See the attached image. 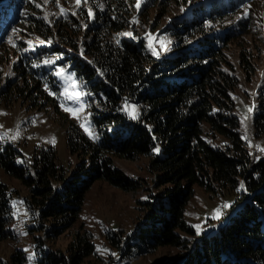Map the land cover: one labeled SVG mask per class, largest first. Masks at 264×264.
Segmentation results:
<instances>
[{
    "label": "trees",
    "instance_id": "trees-1",
    "mask_svg": "<svg viewBox=\"0 0 264 264\" xmlns=\"http://www.w3.org/2000/svg\"><path fill=\"white\" fill-rule=\"evenodd\" d=\"M16 1L15 17L0 5V54L16 58V80L8 93L15 101L31 103L33 109H49L64 126L68 151L83 159L67 177L56 163L53 148L40 149L25 167L20 164V152L0 140V173L32 187L35 197L25 206L31 209L33 204L43 219L71 225L92 184L101 181L121 189L129 185L113 166V158L142 156L158 183L170 187L151 198L142 222L129 236L109 232L110 246L129 258L179 246L188 251L183 264H264V161L254 160L242 138L227 94L232 76L220 68L224 46L237 40L235 28L241 26L243 35L255 32L248 31L250 22L244 20L225 32L210 31L244 5L242 0L189 5L168 27L178 42L176 49L182 47L170 56L152 54L147 32L142 24L136 26L146 12L144 5L136 9V0H81L73 10L63 8V14L50 4L55 8L50 23L32 0ZM171 2L177 9L185 8L189 0ZM12 31L24 38L6 48L2 43ZM249 53L239 55L243 70L253 65ZM45 60L53 63L45 64ZM61 69L80 85L73 91L88 93L81 101L82 123L71 119L61 106L74 108L67 96L60 95L65 85L55 73ZM258 99L264 106V88ZM125 101L136 107V119L123 111ZM262 119L260 115L254 121V135L264 140ZM81 124L90 127L93 136ZM241 182L244 188L238 191ZM194 188L210 197L231 195L236 199L233 205H242L217 233L188 241L182 235L191 237L193 232L184 209ZM247 195L252 199L246 202ZM12 223L11 196L0 180V241L10 238ZM92 253L91 241L82 232L66 255L50 252L39 243L25 256L16 251L10 263L82 264ZM0 264L5 263L0 259Z\"/></svg>",
    "mask_w": 264,
    "mask_h": 264
},
{
    "label": "rangeland",
    "instance_id": "rangeland-1",
    "mask_svg": "<svg viewBox=\"0 0 264 264\" xmlns=\"http://www.w3.org/2000/svg\"><path fill=\"white\" fill-rule=\"evenodd\" d=\"M206 1L208 0H189L185 8L176 9L171 0H165L164 3L162 1L157 2V0H144L142 5L146 8V12L137 20L136 26L142 24L143 31L156 38L153 41V46L157 52L165 56L176 54L182 47L176 49L178 42L167 31L168 27L174 25L176 19L183 14L189 5ZM242 2L244 5L230 14L222 25L219 24L215 29L210 28V31L225 32L233 28L231 26L244 20L250 22L248 31L255 32L254 36L247 33L243 35L240 33L242 32L241 26L238 25L235 28L234 36L237 40L228 42L224 46V62L220 68L232 76L233 86L227 94L230 100V112L238 118L242 138L245 135V128L240 123L241 117L247 113L248 107H253V111L247 114L249 116L246 121L247 139L243 138V140L254 160L264 161V151H260L256 147L264 148V140L256 139L254 135L256 118L262 115L264 124V106H260L258 99L264 88V0H242ZM37 4L40 5L38 8L42 11V17L44 19L47 17L45 21L50 23L55 10L54 6L52 7L50 4H56L58 11L59 8L71 10L75 7L76 2L75 0H59V4H57L56 0L53 3L51 0H48L47 3L44 0H32V5L37 7ZM0 5L6 6L12 16L17 15L19 4L16 0L2 1ZM245 10H247V18H241L244 16ZM147 34H145V39L148 41ZM23 38L22 34L12 31L2 44L8 48L11 42ZM259 38L262 40L261 43L258 41ZM160 40L165 43L166 50H161ZM195 40L193 39L190 44ZM242 52H250L249 62H252L253 65L249 70H243L240 67L239 55ZM15 61L16 58L13 55L3 58L0 54V133L9 132V135H12L19 132L17 139H3V141L13 145L20 152V164L25 165V167L30 164L40 149L53 148L57 165L69 177L83 159L68 151L65 143L64 126L61 120L49 109H33L31 103L15 101V96L9 95L8 92L13 89L16 80L13 71ZM67 77V73L63 71L59 79L71 94L75 91H73L74 88L71 87V82ZM69 100L73 103L74 108H77L81 103V101ZM69 117L78 120L79 123L84 121L82 120V112H79L78 116L75 117L69 112ZM53 138L54 143L52 142ZM112 163L128 180L129 185L121 189L105 182H95L84 194L80 211L74 217V222L65 226H61V222L53 218L43 219L33 204L32 208L28 209L25 206L26 202H30L32 196L35 197L31 193L32 187L24 186L20 181L0 173L1 182L9 189L13 209L10 238L0 241V259L2 262L11 264L10 257L16 251H20L22 254L30 253L39 243L50 252L66 255L68 249L72 248L75 237L83 232L91 241L93 253L83 259L82 264H183L186 257L184 254L188 252L185 249L187 247H160L148 255L129 258L110 246L106 239L109 232H118L122 238L129 236L142 222L146 205L151 201V198L170 187V185L158 183L156 173L151 171L146 157L113 158ZM56 186V191H59L61 187ZM251 199L252 196L247 195L244 201L247 202ZM235 200V197L231 195L210 197L201 189L194 188L184 209V217L189 229L193 232V236L189 237L185 234L182 235L183 238L194 241L198 240L200 235L207 237L214 230L217 233L220 228L227 225L230 217L241 208V203L233 205ZM225 203L231 206L227 209L221 208ZM217 208H221L222 215L219 219H212L213 211ZM195 225L201 226L199 234H197ZM56 229L57 231H55ZM192 246L193 244H191ZM105 249L107 251H104Z\"/></svg>",
    "mask_w": 264,
    "mask_h": 264
},
{
    "label": "snow or ice",
    "instance_id": "snow-or-ice-1",
    "mask_svg": "<svg viewBox=\"0 0 264 264\" xmlns=\"http://www.w3.org/2000/svg\"><path fill=\"white\" fill-rule=\"evenodd\" d=\"M44 2L47 3L48 0H44ZM56 2H57V4H59V0H56ZM75 2H76L77 6H80L81 0H75ZM143 2H144V0H136L135 7H136L137 10L140 9V7H141ZM84 3H87V0H84ZM39 6L40 5L37 4V7H39ZM63 12H64V9L61 8V14H63ZM75 14L76 13L74 12L73 15H75ZM88 15H89V17H92L93 12H92L91 9H89ZM241 18H247V10H245L244 16L241 17ZM45 19H47V17H45ZM133 22H135V19H134ZM127 35H131V33H127ZM147 39H148V47L152 50V54L153 55H158V52L156 51L155 47L153 46V41L156 38L153 37L151 34H147ZM10 41H11V38H10ZM40 43H44V41H40ZM159 43H160L161 50H166V45L163 42V40H160ZM44 63L45 64H52L53 61L52 60H45ZM62 73H63V70L61 69V70H58L55 74H56V76L59 77V76L62 75ZM67 79L71 82V87L72 88H75V89H79L80 88V85L77 83V80L74 79V76L70 75V76L67 77ZM45 87H46V90H47V85ZM49 94L53 95V93L51 91H49ZM60 95L67 96L68 99H72L74 101L80 102V101H82V99H83V97L85 95H88V93L80 91V90H77L76 92L69 94L68 88H65L64 92L60 93ZM61 106L64 107L65 111L70 112L74 117L78 116V113L82 112L84 110V107H83L82 103H80L77 108H68V107H66L64 105H61ZM123 111H125L132 119H136L137 118L136 107L134 105L128 103L127 101H125V103H124ZM252 111H253V107H248L247 108V113L242 115L241 120H240L241 125L244 126V128H245V135L243 137L244 139H247V125H246V121L249 118V116L247 114L251 113ZM81 127L84 129V131L89 136H93V132L90 130V127L86 126L85 124H81ZM18 135H19V132L15 133V134H12V135H9V132H3V133H0V140H3V139L15 140V139H17ZM52 142L54 143V138H53ZM256 147L260 151H264V148H260V146H256ZM155 151L158 152L159 149L156 148ZM243 188H244V183L241 182L238 191L243 189ZM230 206H231L230 204L225 203V204H223L221 206V208L227 209ZM221 208H217V209H215L213 211L212 219H219L221 217V215H222ZM194 227L197 230V234H199L200 230H201V226L200 225H195ZM21 234H25V233H21ZM25 251H27V249H25ZM104 251H107V249H105ZM29 259L31 260L32 257L30 256Z\"/></svg>",
    "mask_w": 264,
    "mask_h": 264
},
{
    "label": "water",
    "instance_id": "water-1",
    "mask_svg": "<svg viewBox=\"0 0 264 264\" xmlns=\"http://www.w3.org/2000/svg\"><path fill=\"white\" fill-rule=\"evenodd\" d=\"M221 229V228H220ZM216 232V230H214L211 234H209L208 236H211L213 235L214 233Z\"/></svg>",
    "mask_w": 264,
    "mask_h": 264
}]
</instances>
